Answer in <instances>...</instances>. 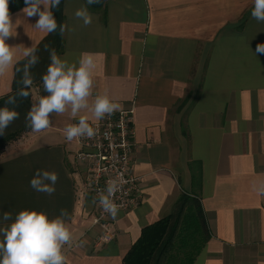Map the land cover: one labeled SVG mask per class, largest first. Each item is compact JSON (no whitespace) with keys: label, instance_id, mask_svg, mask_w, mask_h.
Here are the masks:
<instances>
[{"label":"crops","instance_id":"0c3cea01","mask_svg":"<svg viewBox=\"0 0 264 264\" xmlns=\"http://www.w3.org/2000/svg\"><path fill=\"white\" fill-rule=\"evenodd\" d=\"M82 6L92 15L87 27L74 17ZM253 7L254 0H107L105 12L96 13L86 0H64L57 55L69 64L91 56L90 104L106 94L120 105L115 112H133L143 201L111 216L113 234L99 243L104 232L93 226L78 148L64 131L79 116L98 120L88 110L77 118L51 114L49 128L31 129L0 156V228L12 222L4 212L14 220L21 210H36L51 219L64 209L72 233L62 249L66 264H123L143 229L168 216L183 193H195L211 238L194 264H264V194L254 189L264 182V53L256 51L264 22L252 17ZM22 9L10 14L13 63L0 74V99L12 92L24 53L38 51L50 35ZM39 69L34 79L47 72ZM30 89L31 107L49 95L41 82ZM18 129L14 121L6 134ZM37 169L58 173L53 195L30 187Z\"/></svg>","mask_w":264,"mask_h":264},{"label":"clouds","instance_id":"9594fccd","mask_svg":"<svg viewBox=\"0 0 264 264\" xmlns=\"http://www.w3.org/2000/svg\"><path fill=\"white\" fill-rule=\"evenodd\" d=\"M60 3L61 0H25L26 7L22 11L27 17H38L34 25L36 29L53 33L58 28L53 9H58ZM100 3L102 0H86L89 6ZM251 15L258 22H264V0H254ZM74 17L82 21L84 27L92 23V15L87 7L75 10ZM12 28L9 0H0V74L13 63V51L6 43V40L14 36ZM59 29L63 34L64 26L59 25ZM44 48L49 52L51 61L46 74L42 76L43 87L49 95L41 96L26 114V125L33 132L49 128L51 114L62 115L70 111V116L77 118L82 110H88L96 120H102L119 109L120 105L111 101L106 94L96 95L90 104L92 69L95 67L91 56L82 57L78 64H69L57 55L55 48H50L49 45ZM256 51L264 53V44H258ZM36 52V48H30L24 53L29 59L23 69H17L23 73V87L16 96L9 97L6 105L15 104L17 96H29V91L25 89L33 84L30 69L39 63ZM18 118L19 113L15 110H10L7 106L0 108V135H4L8 126ZM88 121V116H79L77 123L68 124L64 130L66 140L70 142L78 137L92 138L95 131ZM58 180L59 175L55 171L37 169L29 185L33 190L51 196L56 191ZM121 186L117 179H112L107 182V194H99V205L113 218L118 215L119 208L112 197ZM254 189L259 194H264V182L254 185ZM67 215L66 210L61 209L59 216L50 219L45 212L25 209L19 211L13 220L10 212H4L2 219L12 222L7 227L0 228V236L3 237L0 240V264H66L62 249L72 240V233L65 221Z\"/></svg>","mask_w":264,"mask_h":264},{"label":"trees","instance_id":"16d2710c","mask_svg":"<svg viewBox=\"0 0 264 264\" xmlns=\"http://www.w3.org/2000/svg\"><path fill=\"white\" fill-rule=\"evenodd\" d=\"M63 1L64 0H61L58 9H53V14L58 24L57 30L50 33L49 37L36 52V55H39L38 66L35 65L30 69L33 83L36 81H38V83H43L42 77L34 79L36 78L34 76L36 73L42 72V69H39L40 67H45V70H47L50 64L49 52L46 51V53L41 54L45 49L44 46L49 45L50 48H55L57 53L63 51V34L60 33L59 29V25L64 26ZM106 3L107 0H102V3L91 6L88 5V7L93 12L104 13L106 10ZM24 7H26L25 0H9L10 14ZM40 56L42 58H40ZM28 59L29 57L20 63L18 69L25 65ZM22 75L21 71L16 72L13 90L9 95L0 99V108L5 106L9 108V106L16 105L15 107L18 108H22V106L27 107L28 111H30V88L25 89L29 91L28 97L17 96L15 104L6 105V101L9 97L16 96L18 91L23 87L21 84ZM21 113L19 114V118L15 120L19 125L24 121H22V119H24V114L23 112ZM30 130L31 128L28 126L21 127V129L1 137L0 156L9 143L18 140L23 134ZM210 238L211 234L200 197L195 193H183L168 216L143 229L140 238L126 254L123 264H194Z\"/></svg>","mask_w":264,"mask_h":264},{"label":"built area","instance_id":"2783aa9c","mask_svg":"<svg viewBox=\"0 0 264 264\" xmlns=\"http://www.w3.org/2000/svg\"><path fill=\"white\" fill-rule=\"evenodd\" d=\"M89 124L95 135L92 138H75L78 148L75 162L83 171L85 184L92 195L95 206L93 226L103 230L104 236L99 240L102 243L112 236L114 223L111 215L99 205V194H107V182L117 179L122 186L112 199L119 212L134 210L143 201V179L134 171L133 112H114Z\"/></svg>","mask_w":264,"mask_h":264},{"label":"rangeland","instance_id":"374dc122","mask_svg":"<svg viewBox=\"0 0 264 264\" xmlns=\"http://www.w3.org/2000/svg\"><path fill=\"white\" fill-rule=\"evenodd\" d=\"M45 71V70H44ZM42 75V73L41 74H39L38 76H37V78L39 79V77ZM42 77V76H41ZM36 82H38V81H36ZM16 105H12V106H9V109L10 110H15L16 112H18L19 114L21 113V112H23V117H24V119H22V121L23 122H21V125H19V129H21V127H26L27 125H26V120H25V117H26V114L28 113V108L27 107H24V106H22V108H18V107H15ZM22 114V113H21ZM19 124V123H18ZM9 127V126H8ZM7 131H8V128L5 130V134L4 135H0V138L1 137H3V136H5L6 135V133H7ZM10 131V130H9Z\"/></svg>","mask_w":264,"mask_h":264}]
</instances>
